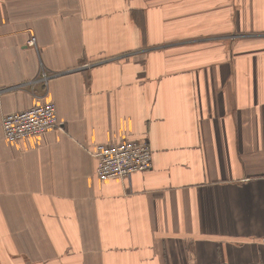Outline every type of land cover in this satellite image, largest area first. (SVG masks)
Listing matches in <instances>:
<instances>
[{
    "label": "crops",
    "instance_id": "1",
    "mask_svg": "<svg viewBox=\"0 0 264 264\" xmlns=\"http://www.w3.org/2000/svg\"><path fill=\"white\" fill-rule=\"evenodd\" d=\"M42 102L59 125L6 140ZM128 140L151 167L99 179ZM262 238L264 0H0V264H264Z\"/></svg>",
    "mask_w": 264,
    "mask_h": 264
},
{
    "label": "built area",
    "instance_id": "2",
    "mask_svg": "<svg viewBox=\"0 0 264 264\" xmlns=\"http://www.w3.org/2000/svg\"><path fill=\"white\" fill-rule=\"evenodd\" d=\"M34 44L35 35L31 33L27 45ZM48 77L49 74L41 70L39 80L46 83ZM58 125L56 108L52 102L36 103L1 117L3 136L11 142L40 134ZM89 152L96 159L95 172L101 180L124 178L134 171L151 167L152 153L146 140L98 143Z\"/></svg>",
    "mask_w": 264,
    "mask_h": 264
}]
</instances>
